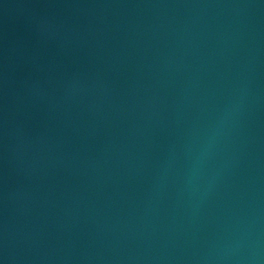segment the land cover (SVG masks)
Wrapping results in <instances>:
<instances>
[{
	"label": "water",
	"instance_id": "95a60500",
	"mask_svg": "<svg viewBox=\"0 0 264 264\" xmlns=\"http://www.w3.org/2000/svg\"><path fill=\"white\" fill-rule=\"evenodd\" d=\"M0 264H264V0H0Z\"/></svg>",
	"mask_w": 264,
	"mask_h": 264
}]
</instances>
